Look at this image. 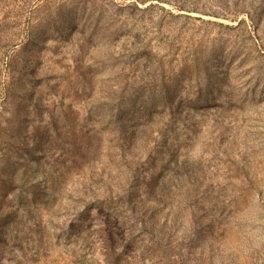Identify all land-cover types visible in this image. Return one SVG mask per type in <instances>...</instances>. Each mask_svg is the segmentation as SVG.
Instances as JSON below:
<instances>
[{
  "label": "rangeland",
  "instance_id": "obj_1",
  "mask_svg": "<svg viewBox=\"0 0 264 264\" xmlns=\"http://www.w3.org/2000/svg\"><path fill=\"white\" fill-rule=\"evenodd\" d=\"M0 264H264V0H0Z\"/></svg>",
  "mask_w": 264,
  "mask_h": 264
}]
</instances>
